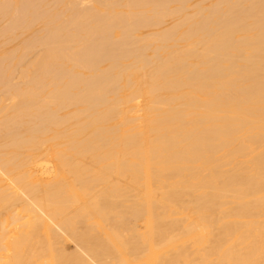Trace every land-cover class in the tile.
<instances>
[{
	"label": "bare ground",
	"instance_id": "6f19581e",
	"mask_svg": "<svg viewBox=\"0 0 264 264\" xmlns=\"http://www.w3.org/2000/svg\"><path fill=\"white\" fill-rule=\"evenodd\" d=\"M0 264H264V0H0Z\"/></svg>",
	"mask_w": 264,
	"mask_h": 264
},
{
	"label": "rangeland",
	"instance_id": "374dc122",
	"mask_svg": "<svg viewBox=\"0 0 264 264\" xmlns=\"http://www.w3.org/2000/svg\"><path fill=\"white\" fill-rule=\"evenodd\" d=\"M169 23H170V22H168L167 25H170ZM50 169H51V167H50ZM69 247H70V251L75 250V245H74V244H69Z\"/></svg>",
	"mask_w": 264,
	"mask_h": 264
}]
</instances>
